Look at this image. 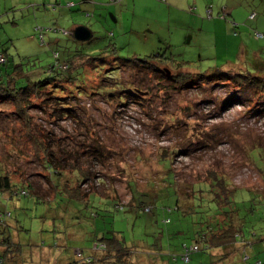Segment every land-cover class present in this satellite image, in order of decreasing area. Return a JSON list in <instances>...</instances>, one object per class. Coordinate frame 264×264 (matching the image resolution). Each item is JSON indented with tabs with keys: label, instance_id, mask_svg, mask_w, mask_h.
<instances>
[{
	"label": "rangeland",
	"instance_id": "obj_1",
	"mask_svg": "<svg viewBox=\"0 0 264 264\" xmlns=\"http://www.w3.org/2000/svg\"><path fill=\"white\" fill-rule=\"evenodd\" d=\"M82 1L88 0H75L72 6H68L67 0L40 1L36 7L30 6V15L24 13L25 17L20 19L22 7L17 9L12 5L11 14L16 19L0 16V43L10 56V65L21 63L24 73L38 81L46 67L55 62L54 52L58 54V61L71 59L74 64H86L84 59L90 55L101 57L102 64L91 60L97 71L85 73L82 66L71 70L73 80L67 86L69 93L58 90L53 94L82 97L79 83L94 79L97 80L96 94L115 95L120 99L131 93L132 88L126 82L131 79L139 97L129 98L120 106L96 95H91L90 100L75 98L71 100L73 118L61 120L48 114L49 106L40 107L31 93L30 102L24 108L26 118H31L29 128L24 113H17L16 105L0 103V171L10 177L12 184L25 186L30 193L45 198L10 199L8 192L0 196V212H11L7 229L0 227V250L12 242V249L18 248L16 254L21 264H67L78 259L77 250L81 253L79 257L91 258L85 264H139L136 262L139 255L149 257L161 252L165 256L169 246L174 248L178 245L176 242L190 240L185 232L191 234L196 227L194 218L200 220L203 213L207 217L216 209L217 202L210 194L213 191L199 186L201 194L196 186L191 194L189 189L192 184L207 180V169L225 173L230 186L236 187L230 196L231 203L217 209L227 211L235 207L240 218L246 216V226L251 222L257 236L262 233L264 236V89L258 92L253 85L206 79L231 69L251 75L254 81L264 77V35L259 38L254 35L255 30L264 33V0H199L202 7L193 0L194 4L175 6L187 12L174 9L171 18L167 12L147 10L136 21L125 22L127 30L110 16L103 19L97 11L96 17L94 9L82 6L87 4ZM92 1L105 4V0ZM223 5L233 11L227 15V26L217 20L221 18ZM190 7L193 11L188 10ZM207 8L212 18L206 17ZM33 10L45 17L37 16L35 21L31 15ZM251 11L256 13L255 19L246 20ZM59 15L60 22H57ZM233 19L240 24L236 29L231 24ZM12 22L20 25L13 26ZM35 24L69 31L83 25L93 30V34L88 40L78 41L71 34L49 32L41 43L33 30ZM131 25L133 28L129 29ZM110 31L115 34L116 48L108 44ZM152 56L156 58L153 60ZM127 58L128 63L136 66H124L119 73L117 70L108 74L106 70L120 66ZM151 60L202 74L204 78L198 81L190 73L191 78L195 77L187 81L191 87L166 91L168 85L165 81L158 82L162 79L154 73L156 69L153 72L137 67ZM147 85L149 92H145ZM86 125L96 129L95 137L101 139V144L86 141L89 136L81 134ZM53 130L56 134L74 136L72 141L64 139L61 143L64 148L70 147L66 162L82 165L80 168L87 171L83 177L78 169L67 165L64 172L70 187L67 189L60 183L62 175L55 174L53 169L50 181L49 167L44 163L46 152L42 144L48 145L47 131ZM99 146L103 148L101 156L95 152ZM48 147L58 150L54 142ZM164 155L171 156L169 162L175 174L179 202L191 206L188 211L182 207L171 213L162 211L163 205L173 206V190L165 191V197L155 198V190L163 184L160 179L166 173L159 162ZM81 177L85 178L82 182ZM53 182L60 190L57 196H54ZM134 193L147 194L148 200H153L150 211L137 207ZM218 200L219 203L227 201L225 197ZM118 201L123 205L118 207ZM238 214L233 215L235 225L242 220ZM164 217L170 218L168 223L163 222ZM221 218L222 215L217 217ZM200 222L197 227L206 224L204 220ZM5 233L9 240L3 243L8 237ZM113 235L123 239L132 250L130 255H122L120 261L115 259V253L107 257L106 248L91 250L94 242ZM156 244L162 250H156ZM236 250L234 247L230 257L221 260L213 259L208 251H199L188 264H242Z\"/></svg>",
	"mask_w": 264,
	"mask_h": 264
},
{
	"label": "trees",
	"instance_id": "obj_2",
	"mask_svg": "<svg viewBox=\"0 0 264 264\" xmlns=\"http://www.w3.org/2000/svg\"><path fill=\"white\" fill-rule=\"evenodd\" d=\"M109 1L115 2L119 0H109ZM160 1L166 3V0H160ZM192 8L190 7L188 10L193 11ZM205 15L207 18L213 17L211 16L210 9L208 8L205 12ZM219 17L226 18L227 13L224 10H222ZM255 17H256V13L251 11L246 15V20H253L255 19ZM233 23H234L233 25L234 29H236L240 25L239 23L234 22V20H233ZM33 28H34L33 30L36 33V35H39L38 37L41 43H44V38L46 34H48L49 32H55V33H60L64 35H69V34L72 35V33H70L72 31H69L67 29L60 28V27H44V26L35 24ZM64 30L67 32L65 33ZM254 35L259 38V37H263L264 33L255 30ZM0 44H1L0 45V103L7 102L8 104L11 103V104L16 105L17 110H18L17 113L18 112L20 114L24 113V121L27 123L28 128H29V122H31L29 119L31 118L30 117L26 118V113L24 111V108H26L27 103L30 102L31 93H33L32 97L38 100V105L40 107L46 108L47 106H49L51 108V112H49L48 114L56 117L57 119H61V120L69 116H72L73 118V108H72L73 106L71 104V100L75 98H88L89 99L91 95H96L98 96L97 98L102 99L109 104L111 103L114 106L116 105L120 106L121 104H124L126 100H128L129 98H132V97L135 98V96L139 97V94L134 92V87L132 86L131 79L126 80V82L129 83L130 88H132L131 93L124 94L123 98H120L122 101H120L119 98H116L115 95L107 96V95L96 94L95 85H96L97 80H94V79L93 80L88 79V81L83 80L81 83H79L82 86V88L80 89V94L83 93L82 97H77L71 94H67L69 93L67 86L73 80L71 70L77 69L78 67L82 66L85 73H88L89 71L91 72L97 71V69L94 68L96 67V65H93L91 60H95L97 64L99 63L102 64L104 59L101 57L97 58V57L90 55V57H86L84 59L86 61V64L83 62L79 64H74V62H72L71 59L64 60L62 62L58 61L57 59L58 54L57 52H54L53 55H54V58H56L55 62L46 67L47 69H46L44 76L40 80L37 81L29 77V75L27 76L26 73H24V71L20 67L21 63H12L10 65V62H11V59L9 58L10 56L7 53L6 48L1 47L3 43H0ZM108 44L113 45L112 48H116L113 42L112 35H110L108 39ZM101 51L102 50H99V52ZM152 58L154 60L156 57L152 56ZM153 60H151L150 62L144 61L145 63L143 65H138L137 67H140L141 69L148 68V69H151L152 71L156 69L155 72L154 71L153 72L154 73L157 72L160 79H162V80H158V82L165 81L168 85V87L165 86L166 91L177 90L181 88L187 89L188 86L191 87L190 83L187 81H192V79H194L195 77L198 78V81L200 80V78H204L202 74L197 75L194 72L188 71L187 69L172 68L168 65L161 64ZM123 61L124 62H122L120 66L110 67L108 70H106L108 74L116 73L117 70H118L117 72L119 73V70L122 69L124 66H136V65H133L127 62V61H130L129 58L123 59ZM85 66H87V68H85ZM159 66H162V69L161 68L157 69ZM168 69H171V70H168ZM190 73L191 74L194 73L195 77L191 78L192 75ZM218 78L222 80L234 81L237 85H241V86L253 85L254 88L258 92H261L264 89L263 88L264 87V77L255 78V81H254L252 80L251 75L245 74V73L242 74L241 72L238 73L233 69L227 70L226 72L216 73V74L206 77V79L214 80V81L217 80ZM111 83L114 84L113 81H111ZM146 88L147 89L145 92H149V88H150L149 85H147ZM78 89L79 87H77V90ZM58 90H60V92L66 91L67 93H65V95H62V96L60 95L57 96L56 94H53L54 91H58ZM110 99H112V102L110 101ZM74 113H76V111ZM47 132H49L47 133V141H48L47 144L50 145L54 142V144L58 146V150L57 149L54 150V148L56 147L49 148L48 145H46L45 143L42 144L43 151L46 152V157L44 158L45 167H49L50 181H52L51 176L53 174L52 172V169H53L55 174L58 173L59 175H62V178L59 177L60 183L64 187V189L65 188L67 189V186L69 187L68 180H67L68 177L67 175L64 174V172H66V166L69 165L66 161L67 159H69L68 154L70 153V150H69L70 147L64 148L63 146L65 145H62L61 143L64 139L72 141L74 136H71V134L69 133H65V136L61 134H56V131L54 130L47 131ZM96 133H97L96 129H92L91 127H88L86 125L85 129H83L81 134L84 135V137H86V135L89 136V138H86V141H89V142L97 141V143L101 144V139H99L98 137H95ZM97 143L95 142V145ZM52 146H55V145H52ZM102 149H103L102 146L95 148V152L97 153L98 156L102 155V152H103ZM80 151L82 152L81 149ZM75 157L77 159L78 157H80L79 150H78V154H76ZM169 157L171 156H168V155L160 156L159 162L165 168L166 173L160 179V181H163V184L160 185L159 188H156L155 190V192H157V194H155L156 196L155 198L158 199V196L165 197L166 195L165 191L168 192L169 190H173V192L175 193V196H174L175 199H174L173 206L163 205L162 207L164 209H162V211L164 213H171L174 210L179 211L181 207L183 208L184 211L185 210L188 211L191 209V206H188V205L184 206L183 204H181L182 202H179L178 189L176 187V184H175L176 181L174 178L175 174H174V171L171 169ZM53 160L55 162H58V164L55 163ZM79 160H81V158ZM69 166H72L74 169H78L79 174L83 175V174H86L84 172H87L86 169L83 170L80 168L82 165L78 164L77 166L75 165H69ZM207 170H208L207 176L205 178L207 180L200 181L202 182L201 184L200 182L196 183L195 185L192 184V186L189 187V189L191 190V194L194 192V187L196 186H197L196 188L198 189V191L202 194L201 192L202 188L200 187H204L206 191L208 190L213 191V193L210 192L211 199L212 200L214 199L217 202V206L219 207V209L221 205L228 206L231 203L230 196L232 195L234 188L236 187L230 186L231 183L228 180L227 175L225 173L219 170H216V169L215 170L207 169ZM83 177H81L80 179L81 182L82 180L85 179ZM168 179L171 185L170 183H168ZM56 184L55 182H53V185L56 188L54 191L55 193L54 196H57L58 193L60 192L59 187ZM132 184L133 183H130V185ZM72 190H74V187L72 188ZM241 190H244V188ZM5 192H8L10 199L21 197V196L27 197V198L30 196H34V198L37 201H39L41 200L40 198H42L36 194L30 193L29 190L25 186L19 187V186L12 184L10 177L6 173H3L0 171V196H2V194ZM134 195H135L134 201L136 204H138L137 207L141 208L144 211L151 210V207L153 205V200L152 201L148 200L149 196L147 194L139 195V194L134 193ZM108 197L117 198L116 196L115 197L108 196ZM224 197L226 198L227 201L223 203L222 202L219 203L218 199L219 198L224 199ZM42 199L44 200L45 198H42ZM122 205L123 204H119V201H118V207ZM217 206H215L216 209L214 212H209L211 213L209 216L206 217V215L203 213L204 216L200 218V220H204L206 222V224L203 225V227H197L198 224H200L201 222L199 219L194 218L193 224H195L196 227L193 229L191 234L190 233L186 234L185 232V235H187L190 240L187 241L183 239L181 241L180 252H177V253L170 252L169 255H171L173 260L176 261L180 259L181 264H188V262L191 260V256L193 254L198 253L199 251H208L209 255L213 259L221 260V259H225L227 254H229V252L234 249L235 247L234 244L237 243V241L243 242V240H247V243L249 244V246L253 244L252 240L254 242L264 241L263 233L260 236H257L258 234L257 231L255 229H251L253 225L251 224V222L250 224H248V227H247L246 226L247 225L246 216H244L245 219L240 218L238 214V210L235 207L234 208L231 207L227 211H220L217 209ZM204 207L205 206H202V208ZM249 210L252 211L253 208L250 207ZM5 212H8L7 213L8 216L6 215ZM235 214H238V219H242L240 223H238V225L237 224L235 225V222L232 221V219H234L233 215ZM10 215H11V212L9 210L0 212V227L2 229L3 228L7 229V225H8L7 218H9ZM220 215H222V218L218 220L217 217H219ZM169 220H170L169 217H164L163 222L168 223ZM247 234L251 235L250 237L252 238V240L247 239V237H249V236H246ZM4 235L8 236L6 233ZM3 240H4L3 243L7 242V240H9V236L5 237ZM193 245H195L197 248L193 251L191 250L188 256V260L184 261L182 259L184 251L186 249H190V247H192ZM3 248H4L3 250H0V264H21L17 256L18 254H16L18 248L15 246V248L12 249V242H9V244H5ZM105 248L107 249V252H106L107 257H110L112 256V254L115 253L116 254L115 259H117L118 261L121 260L122 255L129 254L132 251L130 249V246L128 247L125 244L123 239L120 240L119 238H116L115 235H113V237L111 238L110 237L102 238L100 242H94L92 244L91 250L96 251V250H100V249L102 250ZM217 249L221 251V254L215 253L219 251ZM79 252L80 251L77 250L76 251L77 254L75 253V255H78L77 256L78 259L70 263H67V264H85V263L91 262L90 257H79L81 255V253Z\"/></svg>",
	"mask_w": 264,
	"mask_h": 264
},
{
	"label": "crops",
	"instance_id": "obj_3",
	"mask_svg": "<svg viewBox=\"0 0 264 264\" xmlns=\"http://www.w3.org/2000/svg\"><path fill=\"white\" fill-rule=\"evenodd\" d=\"M40 1H56V2H61L62 0H0V16L4 15L3 17L6 18H12V20L16 19V17H13V14H11V10L13 8H17L19 6L22 7L21 12L19 13V18H24V13L29 14V8L31 7H36V3L40 2ZM102 1V0H101ZM99 1V2H101ZM196 1L198 7H202L199 5V0H194ZM82 2H87L86 5H82L85 7H91L94 9L95 11V16L96 12L98 11V15L100 17H102L103 19H108V16L111 17V19H114V22H118V26L120 27H124L125 22L130 23L131 21H136L137 20V16L139 17L142 14L147 13V10L149 11H154L156 10H160L161 12H167L168 13V17L171 18V13L173 12L174 9L175 12L178 11H182V9L175 7V6H183L184 4H191L193 3V0H166V3L161 2L160 0H119V1H115V2H111L109 0H105V4H103V2L101 3H96L92 0H88V1H82ZM75 0H67V4L68 6H72L75 5ZM90 4V5H88ZM194 4V3H193ZM12 5L14 6L12 8ZM93 5V6H92ZM95 5V6H94ZM166 5V6H165ZM78 6V4H77ZM154 7V9H153ZM7 9H9L7 11ZM1 10H3V12H1ZM204 10V9H203ZM224 10L227 15L233 14V11L230 9V7L228 5H223L221 8V11ZM184 12V11H182ZM187 11H185L184 13H186ZM30 15V14H29ZM32 17L34 18V20H37V16H42L38 10H33L31 12ZM93 15V13L91 14ZM90 15V16H91ZM189 16L191 17H196L193 16L191 14H189ZM42 17H45V15H43ZM100 17H98L99 19H101ZM227 18V17H226ZM226 18H219L217 19L218 21L223 22L224 25H229V22L226 20ZM17 19V20H18ZM221 19H224L225 22ZM119 20V21H118ZM234 20V19H233ZM57 22H60V15H59V19L57 20ZM235 22V21H234ZM13 26H19L17 24V22H12ZM232 26L234 25V23H231ZM133 25H131V27L129 26L128 28L131 29ZM89 28V27H88ZM125 28V27H124ZM90 29V28H89ZM127 30V28H125ZM91 30V29H90ZM92 34H93V30H91ZM110 34L113 36L115 35L113 32L110 31ZM157 35H161L160 33H158ZM157 222V220H156ZM251 237H247V239H249ZM181 241L176 242L178 245L177 247L172 248V246L168 247V251L165 252V256H163L161 252L159 253H154V255H151L153 257V261L151 262V256L149 257H143V256H137L136 258V262L139 264H146V262H148L149 264H152L153 262L156 263L158 262L159 264H181L180 259L179 260H172V257H170V252L172 253H177L180 252L181 250ZM253 244H251L249 246V244L247 243V240H243L242 241H237V243H235V247L237 248L236 252L239 255V257L242 260V264H264V242H257V241H253ZM172 244V243H171ZM170 245V243H169ZM173 246H175L174 244H172ZM241 246V249H239ZM250 247V248H248ZM156 250H159L160 248H158L157 244H156ZM163 247H161L160 250H162ZM172 248V249H171ZM178 248V250L176 249ZM248 249H252L251 250H247ZM219 250V249H217ZM233 251V250H232ZM229 252V254H227L226 257H230L231 252ZM215 253H220L221 251H217ZM126 254V255H130ZM197 255L193 254L191 257ZM245 256H247L246 258H244ZM258 260L260 263H258ZM210 262H212L210 260Z\"/></svg>",
	"mask_w": 264,
	"mask_h": 264
},
{
	"label": "water",
	"instance_id": "obj_4",
	"mask_svg": "<svg viewBox=\"0 0 264 264\" xmlns=\"http://www.w3.org/2000/svg\"><path fill=\"white\" fill-rule=\"evenodd\" d=\"M71 33L73 37L79 41L88 40L92 36L91 30L83 25L76 26Z\"/></svg>",
	"mask_w": 264,
	"mask_h": 264
},
{
	"label": "built area",
	"instance_id": "obj_5",
	"mask_svg": "<svg viewBox=\"0 0 264 264\" xmlns=\"http://www.w3.org/2000/svg\"><path fill=\"white\" fill-rule=\"evenodd\" d=\"M64 32L66 33L67 31H65L64 30ZM197 247L195 246V245H193L192 247H190V249H186L185 251H184V254H183V256H182V259L184 260V261H187L188 260V256H189V253H190V251L192 250H195ZM247 256H245L244 258H246ZM258 263H259V261H258Z\"/></svg>",
	"mask_w": 264,
	"mask_h": 264
}]
</instances>
